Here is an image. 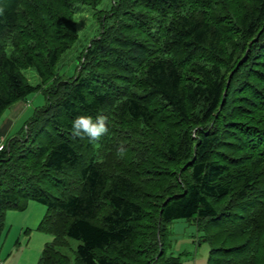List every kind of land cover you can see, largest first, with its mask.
<instances>
[{"label":"trees","instance_id":"16d2710c","mask_svg":"<svg viewBox=\"0 0 264 264\" xmlns=\"http://www.w3.org/2000/svg\"><path fill=\"white\" fill-rule=\"evenodd\" d=\"M99 1L0 0V115L44 96L3 140L0 234L34 200L52 237L36 264H181L166 253L176 218L208 241L207 264H264V0H112L56 73L77 5ZM98 114L99 141L72 135Z\"/></svg>","mask_w":264,"mask_h":264},{"label":"rangeland","instance_id":"374dc122","mask_svg":"<svg viewBox=\"0 0 264 264\" xmlns=\"http://www.w3.org/2000/svg\"><path fill=\"white\" fill-rule=\"evenodd\" d=\"M112 5V0H100L97 4H78L77 11L73 15L76 38L70 47L61 53L55 65V72L67 77L71 74L76 56L87 44L89 39L97 33L96 15L107 11ZM22 73L30 84H37L39 78L32 67L22 69ZM22 111L15 117L6 137L13 136L22 126V123L32 115L35 107L44 104V96L40 91L26 96L25 100L18 101ZM12 107V106H11ZM4 110L0 117H4L11 108ZM1 121V118H0ZM2 138V137H0ZM46 208L43 204L34 200H28L22 210L7 209L4 212L3 229L0 234V264H36L41 250L50 242L49 233L37 229ZM170 231L167 254L180 255L181 264H207L210 246L207 240H202L195 224L183 218L173 219L168 223ZM71 247L77 241L70 240ZM71 257L69 249L62 250Z\"/></svg>","mask_w":264,"mask_h":264},{"label":"clouds","instance_id":"9594fccd","mask_svg":"<svg viewBox=\"0 0 264 264\" xmlns=\"http://www.w3.org/2000/svg\"><path fill=\"white\" fill-rule=\"evenodd\" d=\"M3 13L4 9L0 7V15ZM108 131V118L104 115L98 114L95 118L90 115H80L72 121V135L82 139L87 137L90 142L99 141ZM4 148V142H0V151H3ZM117 155L123 157L124 149L118 150Z\"/></svg>","mask_w":264,"mask_h":264},{"label":"crops","instance_id":"0c3cea01","mask_svg":"<svg viewBox=\"0 0 264 264\" xmlns=\"http://www.w3.org/2000/svg\"><path fill=\"white\" fill-rule=\"evenodd\" d=\"M21 111L22 105H20V103H17L15 105H12V107L8 110L9 113H7L4 117H0V137H2L3 140L6 138L5 135L9 132L12 121Z\"/></svg>","mask_w":264,"mask_h":264},{"label":"built area","instance_id":"2783aa9c","mask_svg":"<svg viewBox=\"0 0 264 264\" xmlns=\"http://www.w3.org/2000/svg\"><path fill=\"white\" fill-rule=\"evenodd\" d=\"M0 142H3L1 138H0Z\"/></svg>","mask_w":264,"mask_h":264}]
</instances>
